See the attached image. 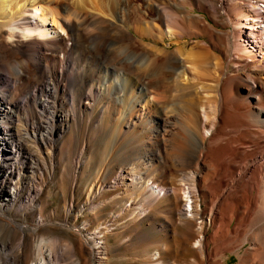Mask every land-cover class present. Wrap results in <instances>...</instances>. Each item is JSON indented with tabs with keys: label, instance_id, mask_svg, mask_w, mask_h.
I'll list each match as a JSON object with an SVG mask.
<instances>
[{
	"label": "bare ground",
	"instance_id": "obj_1",
	"mask_svg": "<svg viewBox=\"0 0 264 264\" xmlns=\"http://www.w3.org/2000/svg\"><path fill=\"white\" fill-rule=\"evenodd\" d=\"M191 1L216 21L222 9L230 10L221 22L231 23L232 29L221 31L205 14L192 13ZM212 29L221 31L220 44L211 39L228 70L218 54L220 67L213 73L205 67L203 72L201 66L200 72L197 65V71L190 68L187 74V64L173 65L183 62L189 51L190 63L201 62L208 45L197 41L186 50L182 39ZM171 43L174 48L167 46ZM229 52L237 58H230ZM240 61L244 69L235 72L233 63ZM2 66L16 76L0 73L1 214L10 203L28 202L33 208L41 188L31 187L24 177L42 168L36 153L47 156L59 146L64 147L62 153H70L73 139L65 145L62 136L79 114L91 117L98 110L111 124L103 140L119 143L114 153L110 147V156L124 162L111 180L114 189L122 186L144 199L158 200L159 189L164 195L167 190L162 172L169 170L170 194L175 199L170 205L172 218L153 219L156 225L177 234L176 242L195 239L194 253L204 261L211 255L206 236L211 224L220 231L222 244L232 247L237 241V248L248 242L236 264H264L258 261L264 255V0H0ZM166 72L173 74V94L181 99L175 105L157 100L163 98L159 95ZM205 90L213 92L205 96L214 94L215 107L203 104ZM85 149L83 143L74 154V179L84 164ZM155 168L161 174L152 177L153 186L147 179ZM104 185L102 178L94 179L88 188L92 198L88 207H98L93 198ZM179 190L186 197L184 204ZM23 239L24 234L20 246ZM98 242L93 246L101 248L95 263L102 264L106 249L102 240ZM7 249L0 240V252L6 255L0 264H19ZM42 260L43 254L40 264Z\"/></svg>",
	"mask_w": 264,
	"mask_h": 264
},
{
	"label": "rangeland",
	"instance_id": "obj_2",
	"mask_svg": "<svg viewBox=\"0 0 264 264\" xmlns=\"http://www.w3.org/2000/svg\"><path fill=\"white\" fill-rule=\"evenodd\" d=\"M190 4V6L192 7V10L190 9V11L192 13H194L195 15L200 12L205 14L207 19L211 24H213L215 28L221 31L232 29L233 25L231 23L224 24V22H221V18H226L227 15L225 13L230 10L227 11L222 9V13L219 15V18L216 21L204 10L196 7V5L192 1ZM228 6V9L230 8L235 12L233 6L231 7V5L229 4ZM48 26H51V22H49V20ZM188 26V28H192L190 25ZM221 31L218 32L212 29L210 31H205L204 33L200 32V35L198 33L196 35L195 33L191 34L190 36H183V45L186 50L197 41H204V43L208 45L209 51H203L201 62L198 61L195 65L190 63V61H192L190 51L189 53L184 55L186 61L183 60L182 62L178 60L173 65L180 66L182 64H189V66L186 65V68L188 69L187 74L189 73L190 68L192 72L197 71L200 66L202 69H204L203 67H205V69L207 68V70H209L210 68L211 72L216 70L218 71V67L220 66L216 65L219 61L217 60L218 57H216V54H218L219 56L222 54L220 49H218V47H215V45L212 43L214 40L211 38H214L216 40L214 41L216 44H220V38L217 36V33H221ZM165 42L169 44L170 39L165 37ZM140 46L143 47L142 44H140ZM167 46H169V48H174L175 44L171 43ZM204 52L207 53H205L206 56H204ZM207 55L208 58L206 59ZM186 56L191 57L187 59ZM220 57L221 61L224 62L222 64V67L228 70L226 59L222 56ZM229 57L237 58L235 53L232 52H229ZM203 58H205L204 61L202 60ZM213 59H215L216 61H214ZM187 61L189 62L187 63ZM242 63L243 62L241 61L233 63L234 65L236 64L234 67L235 72H240L244 69V67H242ZM197 65L198 68L195 69ZM212 65L214 67H212ZM246 67H248V65L245 66V68ZM2 68H0V73L4 76L11 78H14L16 76L15 72L13 73V71H10L11 69L8 70L4 66H2ZM201 68H199V70ZM201 70L200 72H202ZM85 71L93 72L91 69H86ZM203 72H206V70ZM211 72L210 74L207 73L209 75V77H207L208 79L213 73ZM97 73L99 72L96 70V72L94 73L95 76ZM166 74L168 76L165 79L166 85L162 87V95H159V97L162 96L163 98H160L161 100L157 98V100L159 103L166 102L168 100L172 101L174 105L178 104V101H180L181 99L177 100V97L179 98L180 96H174L173 94V92H175V89H173V74H171L170 72H166ZM37 77H39L38 79L41 78L40 75L36 76V78ZM208 91L211 90L208 89ZM208 91L205 90L203 92L204 94L201 93V99L204 101L203 104H209V106L211 104H214L211 105V107H215L216 100L213 96L214 94L211 96L209 95V100L207 99V96H205L208 95ZM21 93H24V90L21 91ZM212 93L213 92H210L209 94ZM202 100L200 102H202ZM205 100L207 101V103ZM229 115L232 116L233 113H230ZM108 122L109 120L107 116L99 112L98 110L91 117H89L87 113L79 114L75 119L72 129L70 131H66L62 136V141L63 143L65 141V145H67V140L71 141L73 139L71 142L73 150H71L70 153H68L67 155L66 153H62L64 149V147L61 148L62 146L57 147L54 151H52V154L50 152V154H48L47 156L44 154L36 153L37 157L39 156V161L42 163V168L38 166L39 170L37 168L34 171V174L31 173L30 178L27 179L26 176L24 177L25 183L31 185V187L35 189L41 188L40 195L35 199V201L32 202L33 208L30 207V204H28V202L23 204L17 203L16 205H12L10 203L7 209L3 211V214L0 213V240L6 243L8 253L11 255H15L17 257V261H19V264H40L41 254H43L44 256V261L42 260L44 264H96L95 257L97 255V249H100L101 251V248H93V246H95V243L100 244V242L98 241L102 240L103 245L106 249V252L104 254L105 258L102 264H236L240 253L243 251V248L248 244V242L241 244L237 248H235L237 241L234 242L235 245L232 247L228 243L222 244V242L219 241L220 239H218V234L220 231L218 230L216 232V229L213 228L214 226L209 224L206 230V236L209 241L208 250L211 249V255L209 256V258L201 261L200 258L196 257L194 253L196 251L195 249H197V242H195V239L190 240L189 243L186 240L183 242H176L178 236L177 234H175L174 236L172 231H165L153 222V219H164L166 221H169L172 218L170 205L174 204L173 202L175 199L170 194L171 184L169 183L170 180H172L171 171L164 170L162 172V182L164 181L163 184L164 187L167 188V193L165 192L164 195V191L162 189H159V191L157 192L158 194L156 193L159 198L158 200L154 199L153 201H151L149 199H144L142 196H138L137 193L133 194L130 189L125 190L122 186H116L115 189L111 186L110 183H112L111 180H113V176L119 170L120 166L124 164V162L120 161L119 158H113L110 156L112 153L116 152L115 150H117L119 143H116L115 145L112 142V146L110 141L107 140L106 142L103 140L106 136V131L110 130L109 125L111 124L110 122ZM102 126H105V129ZM103 133H105V136L103 135ZM104 142L107 143L106 146ZM83 143L86 144V153L84 152L83 156L84 164L80 168L79 172L76 171L77 173H75V176L76 174L77 176L74 179L72 161L75 156L74 154H76V151L81 148ZM29 144V147L31 148L32 146H34L32 143L28 142V145ZM110 147H113L112 153L111 151L109 152ZM45 167L46 170L44 169ZM23 172L25 173L26 171ZM149 173L151 174L148 176L147 181L149 182V185L154 186V183H151L152 177H154L155 175H160L161 172L158 168H155L154 170L149 171ZM99 177L102 178V182L105 184V187L103 186V189L106 190V192L102 189L98 193V195L93 198L95 200L97 199L96 204L99 202L98 207L90 208L88 207V205L92 198L88 196V188L90 187L94 179ZM157 190L158 189H156V191ZM181 191L182 190H179L178 194L180 196L181 204H184L183 201H185L186 197ZM25 193L27 195V190L25 191ZM112 197L115 200H112ZM137 199L140 201H138ZM205 201L201 202V206L204 205ZM136 204H139V206L135 207ZM186 208L188 209L187 204ZM204 216V220L206 222L208 221L209 223V219H207V213H205ZM200 219L201 218L197 219V221H199ZM12 220L20 223L21 225L16 224ZM73 225L76 228H80V230L70 227ZM213 231L215 232V234ZM23 234V245L20 246L19 239ZM146 238H150L151 243L150 240ZM159 240H161V243L158 242ZM146 241H149V243H146ZM185 242L187 243L185 244ZM216 242L219 245L218 247ZM158 245L160 248H157ZM157 249L161 252H158ZM4 254L5 253L0 252V260L6 258V255ZM159 254L162 256V258ZM151 256L152 259L150 258ZM263 260L264 255H259L258 261L263 263Z\"/></svg>",
	"mask_w": 264,
	"mask_h": 264
}]
</instances>
